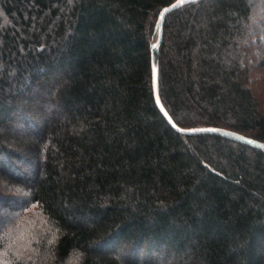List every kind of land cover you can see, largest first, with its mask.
I'll return each mask as SVG.
<instances>
[{
    "label": "trees",
    "instance_id": "1",
    "mask_svg": "<svg viewBox=\"0 0 264 264\" xmlns=\"http://www.w3.org/2000/svg\"><path fill=\"white\" fill-rule=\"evenodd\" d=\"M175 1L0 0V264H264V149L156 104ZM263 37L264 2L167 14L179 127L264 142Z\"/></svg>",
    "mask_w": 264,
    "mask_h": 264
},
{
    "label": "water",
    "instance_id": "2",
    "mask_svg": "<svg viewBox=\"0 0 264 264\" xmlns=\"http://www.w3.org/2000/svg\"><path fill=\"white\" fill-rule=\"evenodd\" d=\"M191 0H176L171 5H168L164 7L159 15V23H158V37L154 41L151 49V67H152V83H153V89H154V97L156 104L162 114L167 118V120L170 122V124L176 128L181 133L184 134H194V133H213L222 135L224 137L230 138L232 140L242 142L254 147L262 148L264 149V142L255 140L253 138H250L248 136H245L243 134H240L238 132L228 130L221 127H215V126H197V127H191V128H182L179 127L174 120L172 119L170 113L164 106L161 97H160V91H159V49L162 44L163 40V27H164V21L168 13L171 11L181 7L182 5L190 2Z\"/></svg>",
    "mask_w": 264,
    "mask_h": 264
},
{
    "label": "rangeland",
    "instance_id": "3",
    "mask_svg": "<svg viewBox=\"0 0 264 264\" xmlns=\"http://www.w3.org/2000/svg\"><path fill=\"white\" fill-rule=\"evenodd\" d=\"M250 2L253 6V9L256 10L258 7H260V5L263 4L264 0H250ZM262 40H264V37L262 38ZM258 63H262V64L264 63V51H260ZM263 71H264V66H263ZM255 88L257 91L258 98L261 101L260 103L264 109V75L261 76ZM0 193L5 194V195L10 194L6 192V189L3 186L0 187ZM15 194H18V192ZM38 213L39 211L37 210L34 204L31 205L30 208L24 211V216H25L24 219H26V224L24 228H25L27 235H29L32 232V229H31L32 226L37 220H39L40 216L38 215Z\"/></svg>",
    "mask_w": 264,
    "mask_h": 264
}]
</instances>
